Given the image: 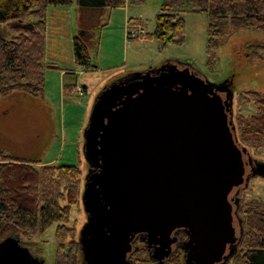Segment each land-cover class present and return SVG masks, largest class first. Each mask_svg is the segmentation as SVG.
<instances>
[{
  "label": "water",
  "instance_id": "95a60500",
  "mask_svg": "<svg viewBox=\"0 0 264 264\" xmlns=\"http://www.w3.org/2000/svg\"><path fill=\"white\" fill-rule=\"evenodd\" d=\"M229 85L165 61L97 93L83 130L82 264H125L130 234L160 239L176 226L187 230L188 262L213 264L231 239L236 249L228 194L243 182L247 150L236 142ZM43 263L18 236L0 241V264Z\"/></svg>",
  "mask_w": 264,
  "mask_h": 264
},
{
  "label": "rangeland",
  "instance_id": "374dc122",
  "mask_svg": "<svg viewBox=\"0 0 264 264\" xmlns=\"http://www.w3.org/2000/svg\"><path fill=\"white\" fill-rule=\"evenodd\" d=\"M162 1L144 0L137 4L127 0L124 7L96 12L88 20L84 12L80 20L76 2L61 6L69 11L68 24L67 18L58 26L53 27L48 23L45 33V58L47 62L55 59L57 68L45 70L41 95L32 96L14 90L0 97V147L12 156L39 159L48 164H76L82 172L83 188L84 176L89 169L82 149L83 130L95 96L111 80L149 67H158L165 61L190 62L192 68L210 82L230 81L233 91L232 121L237 134V115L247 116L254 111L250 103L240 105L238 95L253 90L264 96V33L226 27L216 60L212 66H208L205 49L208 22L204 13L188 9L181 13L184 36L179 43L161 45L150 35ZM130 18L142 20L143 25L132 28L127 23ZM79 21L91 27L97 35V44L89 52L92 64L97 67L93 71L76 73V78L65 75L62 80L59 67L74 66L76 71L79 70L74 60L71 63L72 36L78 29ZM68 30L72 32L71 35H67ZM69 81H74L75 89L70 95H63L64 82ZM246 150L248 156L264 163V147ZM247 154H243L244 160ZM246 170L247 166H244L243 172ZM237 189L239 205L243 199H264V176H254L248 183L235 185L229 198L234 196ZM231 203L234 210V202ZM85 222L86 213L80 196L79 203L71 208L69 221V225L75 228L77 238ZM236 224L237 219L233 216V227ZM55 226L54 223L43 235L28 240L32 243L29 247L31 250L24 245L31 254L43 258V264L54 262ZM20 244L23 245L21 241ZM138 256V263L142 264L141 259L146 255L140 253ZM172 264L182 262L178 260Z\"/></svg>",
  "mask_w": 264,
  "mask_h": 264
},
{
  "label": "trees",
  "instance_id": "16d2710c",
  "mask_svg": "<svg viewBox=\"0 0 264 264\" xmlns=\"http://www.w3.org/2000/svg\"><path fill=\"white\" fill-rule=\"evenodd\" d=\"M127 0H0V97L14 90L29 95L44 91L46 69L57 68L45 58L46 13L49 6H68L73 2L79 12L124 7ZM141 4L144 0H130ZM207 16V65L212 66L228 26L264 33V0H163L155 16L153 35L161 45L179 43L184 36L186 10ZM136 28L138 18L128 19ZM148 36V33H147ZM91 27L81 26L72 37L73 60L77 69L93 71L90 50L97 44ZM75 89L65 83L63 95ZM239 104L250 103L254 111L237 115L239 147H264V96L243 91ZM82 172L78 165L48 164L39 159L7 154L0 147V241L18 236L28 248L52 224L55 254L53 264H81V252L75 228L69 225L70 212L80 201ZM237 214L241 219V238L231 264H264V199H243ZM29 250H31L29 248ZM36 256V255H35Z\"/></svg>",
  "mask_w": 264,
  "mask_h": 264
},
{
  "label": "flooded vegetation",
  "instance_id": "af4514ba",
  "mask_svg": "<svg viewBox=\"0 0 264 264\" xmlns=\"http://www.w3.org/2000/svg\"><path fill=\"white\" fill-rule=\"evenodd\" d=\"M220 95L222 99L225 98V92H221ZM244 166H247V170L246 172L245 171L243 172V182L245 177H249L250 179L251 177L254 176H262L261 175V172L263 171L262 165L257 163L255 159L248 156V154H247V158L244 160ZM232 190L228 194V199L230 203L231 201L234 202L235 209L233 210V206H232V212H233L232 215L237 219V224L235 225V227H233L234 228L233 237L239 238V241L236 245V249H234L233 245H230L232 239L231 241L226 243L225 249L220 259L214 261L213 264H231L232 257L238 250V245L241 238L240 236L242 233L241 219L237 214V210L239 206V189L235 191L233 197L229 198V195L232 192ZM232 224H233V218H232ZM127 242L129 247L127 248L124 254L125 264H139L138 255L140 253L146 255V257L141 259V261H143L142 264H172L178 260H180L182 264H196L193 260L192 263L188 262L187 259V254L190 251L191 244L189 243V237L185 227H178V226L173 227L169 231L166 237L162 236L160 239H158V236L151 237L146 232H136L129 235ZM163 251L166 252L164 253ZM81 259H82V255H81ZM82 263L83 260L81 261V264Z\"/></svg>",
  "mask_w": 264,
  "mask_h": 264
},
{
  "label": "crops",
  "instance_id": "0c3cea01",
  "mask_svg": "<svg viewBox=\"0 0 264 264\" xmlns=\"http://www.w3.org/2000/svg\"><path fill=\"white\" fill-rule=\"evenodd\" d=\"M85 14H87V18L86 20H88L89 17H91L92 15H94L96 12H94L93 10H85L83 11ZM83 12H80V15H79V18L81 20V14ZM68 14H69V11L67 8H64V7H61V6H49L47 8V13H46V30H48V23H50V26H58L59 24H62V22L64 21L65 22V19H66V22L68 24L69 20H68ZM126 17L127 15L124 16V22L126 20ZM49 21V22H48ZM80 22V21H79ZM127 23H129L127 21ZM81 26H84L83 24H81V22L78 24L77 28L79 29V27ZM95 26H99V25H95ZM77 29V30H78ZM70 35L72 34V32H70L69 30L67 31V35ZM73 37V36H72ZM73 52V51H72ZM73 54V53H72ZM51 60V61H50ZM49 62H52L55 64V59H50ZM71 63L73 64V55L71 57ZM71 63H69V66L71 65ZM61 73L60 75L62 76V80L64 78L65 75H72L71 78H76V73H81L83 72L82 70H78L76 71L74 69V66H70L69 68H61ZM97 71V70H96ZM63 82V81H62ZM70 82V81H69ZM74 82V81H73ZM65 83H68V82H64ZM87 92V91H85Z\"/></svg>",
  "mask_w": 264,
  "mask_h": 264
}]
</instances>
